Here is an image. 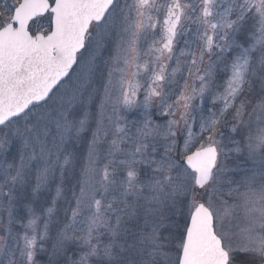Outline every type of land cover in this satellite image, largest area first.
<instances>
[{
    "label": "snow or ice",
    "instance_id": "obj_1",
    "mask_svg": "<svg viewBox=\"0 0 264 264\" xmlns=\"http://www.w3.org/2000/svg\"><path fill=\"white\" fill-rule=\"evenodd\" d=\"M0 264H264V0H0Z\"/></svg>",
    "mask_w": 264,
    "mask_h": 264
}]
</instances>
